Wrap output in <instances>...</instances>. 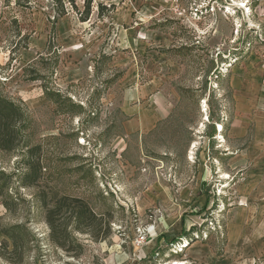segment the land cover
Segmentation results:
<instances>
[{"label": "rangeland", "instance_id": "rangeland-1", "mask_svg": "<svg viewBox=\"0 0 264 264\" xmlns=\"http://www.w3.org/2000/svg\"><path fill=\"white\" fill-rule=\"evenodd\" d=\"M113 4L80 22L0 0V95L26 111L40 165L24 186L26 148L0 152V246L1 231L19 238L18 264H264V156L247 153L264 117L238 109L264 74V0ZM126 99L151 128L127 133ZM63 196L108 222L97 238L50 240L45 207Z\"/></svg>", "mask_w": 264, "mask_h": 264}, {"label": "trees", "instance_id": "trees-1", "mask_svg": "<svg viewBox=\"0 0 264 264\" xmlns=\"http://www.w3.org/2000/svg\"><path fill=\"white\" fill-rule=\"evenodd\" d=\"M55 7L57 18L66 14V6H70L78 16L80 22H86L96 8L97 17L107 16L114 8L115 0H50ZM77 2L81 3L78 7ZM54 17V20L57 19ZM47 91L46 97L57 96ZM29 126V120L24 108L0 95V152L12 153L20 147L26 148L25 155L22 159L26 172L22 177L24 186H33L35 178L40 172V165L35 161L38 148L29 146L25 143L24 133ZM1 179V178H0ZM6 209H9L4 204ZM45 223L49 228L50 240L60 249H69L71 245L69 230L80 234H89L92 238H97L100 231L107 227L108 222L101 216H96L89 206L79 198L67 196L60 197L56 200L53 207H45ZM2 235L10 241L12 246L11 252H7L9 242L2 240L0 249L1 258L18 264L19 261H12L10 256L15 255L16 260L21 259L20 246L17 243L19 238L15 239L14 234L8 231H1Z\"/></svg>", "mask_w": 264, "mask_h": 264}, {"label": "crops", "instance_id": "crops-1", "mask_svg": "<svg viewBox=\"0 0 264 264\" xmlns=\"http://www.w3.org/2000/svg\"><path fill=\"white\" fill-rule=\"evenodd\" d=\"M258 66H256L253 75H251L254 76L252 89L250 88L249 81L247 79H244V83H248V85L246 87H243L242 89V101H240L238 106V109L240 110L239 112H242V116L248 117L249 114L253 115L255 123L257 120L260 121L262 120V117H264V90H260L259 87L261 82V76H264V74L262 75L261 69ZM243 76H246L248 78L250 77L249 75L245 74ZM128 102L129 101L126 99L121 109L124 115L130 117V119L124 123V128L126 129L127 133L132 134L136 132H142L145 129L151 128L156 122L157 118H155L153 114L151 115L150 112L148 113L144 110H139L137 106H133ZM258 129L261 130L260 127ZM244 133H246V129H243L242 135ZM263 144L264 139H262L261 137L255 138L251 143H249L247 152L249 154V157L256 156L257 158L259 156H264V150L260 147ZM262 171L264 175L263 168Z\"/></svg>", "mask_w": 264, "mask_h": 264}, {"label": "built area", "instance_id": "built-area-1", "mask_svg": "<svg viewBox=\"0 0 264 264\" xmlns=\"http://www.w3.org/2000/svg\"><path fill=\"white\" fill-rule=\"evenodd\" d=\"M260 61H261V66L264 69V48L261 50L260 53Z\"/></svg>", "mask_w": 264, "mask_h": 264}, {"label": "bare ground", "instance_id": "bare-ground-1", "mask_svg": "<svg viewBox=\"0 0 264 264\" xmlns=\"http://www.w3.org/2000/svg\"><path fill=\"white\" fill-rule=\"evenodd\" d=\"M233 6H238V4L235 3V2L233 1ZM242 7H246V5L242 4ZM203 112H204V111H203ZM218 126H220V125H218ZM219 130H221V127H219ZM177 264H179V263H177ZM181 264H182V263H181Z\"/></svg>", "mask_w": 264, "mask_h": 264}]
</instances>
